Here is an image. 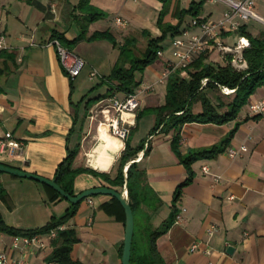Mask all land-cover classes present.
I'll list each match as a JSON object with an SVG mask.
<instances>
[{
    "label": "crops",
    "instance_id": "1",
    "mask_svg": "<svg viewBox=\"0 0 264 264\" xmlns=\"http://www.w3.org/2000/svg\"><path fill=\"white\" fill-rule=\"evenodd\" d=\"M181 1L169 0L164 19L176 21L174 7L189 2ZM76 2L0 0L5 39V47L0 48V132L10 129L22 141L16 157L0 156V160L48 177L53 176L55 165L67 147L76 146L72 164L114 172L124 146V138L112 133L106 122L99 121L96 115L101 112L89 116L88 106L94 101L86 107L84 104L86 97L106 89V83L96 81L100 75L109 73L118 54L117 45L105 37L77 39L71 50L81 58L82 64L69 78L61 68L54 45L49 42L53 31H60L66 38L77 33V19L85 11L75 6ZM88 3L103 14L87 21L86 33L108 27L118 41L125 33L141 27L148 28L152 34L160 33L157 16L162 0H88ZM224 8L225 3L220 0H204L197 16L219 18ZM255 9L264 17L259 11H264V0H256ZM116 14L127 19L125 25L114 22ZM192 16L185 14L181 26ZM251 20L257 23L255 30L249 26ZM243 22L253 33L258 31L257 27L264 29V20L250 18ZM226 32L230 36L236 31ZM171 36L167 34L161 40L162 53L156 59L135 71L140 82L157 84L163 62L171 55ZM242 62L246 64L243 59ZM91 67L96 69L97 78L89 81L87 71ZM165 80L156 90L139 94L136 110L164 102ZM115 93L125 94L122 90ZM259 97H264V83L249 95L236 117L223 122L190 120L180 125L177 148L185 153L194 147L218 143L237 121L221 150L191 162L192 178L182 186L176 201L179 215L155 237L159 260L148 264H264V111L255 116L246 112L247 103ZM193 109H200V103ZM145 112L151 115V122L143 124ZM145 112L130 124L127 134L131 145L141 140L144 144L123 169L131 160L145 168L148 182L160 198L150 216L151 223L157 225L168 214L176 184L188 171L172 147L173 128L150 132L156 112ZM147 143L149 146L144 152ZM240 143H245L247 149L230 156L227 147ZM203 164L208 170L202 169ZM4 172H0L4 188L0 196V217L7 224L34 227L47 221L51 214H59L69 204L65 197L49 199L41 181ZM99 184H104L99 175L80 170L73 177L72 188L76 192ZM123 189L127 191L125 183ZM89 196L91 203L83 196L74 212L61 223L73 227L77 236L69 254L81 264H121L124 221L111 203V194L99 192ZM210 223L215 226L208 231ZM11 234L0 231V249L7 254L22 255L27 264H59L45 259L52 247L50 238L42 235L43 244L38 246L13 247ZM138 239L136 237L137 252ZM193 242H197V247L191 249ZM206 247L209 251L204 250Z\"/></svg>",
    "mask_w": 264,
    "mask_h": 264
},
{
    "label": "trees",
    "instance_id": "2",
    "mask_svg": "<svg viewBox=\"0 0 264 264\" xmlns=\"http://www.w3.org/2000/svg\"><path fill=\"white\" fill-rule=\"evenodd\" d=\"M203 1L189 0L187 5H176L173 9L176 21L172 22L164 19L169 0H162L163 4L157 16V25L160 28V33L152 34L148 28L141 27L139 32L145 36L146 42L143 48L137 52L138 37L135 33H125L120 41L116 39L115 34L108 27L93 29L86 33L87 21L102 15L103 12L99 9L92 8L88 0H77L75 6L85 11L84 15L77 19V33L71 38H66L60 31H53L50 37H56L60 43L70 49L72 43L79 38L89 39L97 37L108 38L112 44L118 47L117 57L109 73L100 75L99 80L96 81L97 84L106 83V89L100 93L86 97L84 101L85 107L97 98L110 95L117 90H122L125 93L133 91L140 83V80L135 77V71L144 69L148 63L157 58V49L162 46L161 40L167 34H174L182 29L183 26H181V23L185 14L188 13L197 16L201 12ZM197 17L200 20L206 19L204 16ZM187 24L188 22L185 23V25ZM235 31L238 34L246 35L249 40L248 44L241 48L242 58L246 61L244 66L236 67L231 62V52H227L224 62L212 61L207 58L206 48L195 55L185 66L175 67L168 72L165 80L166 91L163 103L136 110L135 121L138 120L143 112L155 110L156 120L150 132L158 128L164 130L173 128L171 138L172 147L176 150L180 160L185 164L188 171L185 178L176 184L170 210L159 224L153 226L150 221L151 212L159 204L160 198L149 184L145 168L140 166L136 160H131L127 164L126 169H123L124 164L133 158L143 146L144 140H141L135 145H131L126 135L124 138V146L120 152L114 172L95 170L85 165L72 164L76 146L67 147L65 154L55 165L52 178L69 194L75 193L72 188V181L75 173L80 170H86L99 175L103 179L104 184L113 186L116 189L122 190V186L125 183L128 201L133 211L134 226L137 212L139 214H145L142 217H145L146 221L142 224L149 226V243L145 248L140 246L139 252L135 249L136 238L134 237L133 226L130 264H148L153 260H159L155 247V237L168 228L178 212L176 201L181 193L182 186L189 182L193 175L191 162L200 156H213L221 150L235 129L237 121L218 143L194 147L185 153H180L177 148V143L180 138V125L190 120L223 122L232 119L236 117L241 106L249 99V95L255 88L264 83V29H258L257 32L253 33L247 28L246 23L242 22ZM62 70L65 72L63 68ZM68 77L71 78L70 76ZM223 87H227V90L230 91H223ZM218 91L229 93L230 98L223 100ZM196 101L200 103V109L198 110L193 109V104ZM255 115L252 114V116ZM148 146L149 143H147L144 152ZM0 161L9 164L5 161ZM11 174L17 175L14 173ZM41 183L47 189L49 199L57 196L63 197L52 186L44 182ZM3 194L4 188L0 183V196H3ZM81 198L75 202L69 201V204L59 214H51L47 221L34 227H15L5 223L0 217V231L9 233H32L44 232L54 227L55 233L50 237L52 247L46 254L45 259L56 261L59 264H81L79 260L72 258L69 254L71 243L77 238L74 228L64 225L58 226L74 212ZM111 199V203L115 205L118 214L125 221V212L122 203L114 195H111Z\"/></svg>",
    "mask_w": 264,
    "mask_h": 264
},
{
    "label": "built area",
    "instance_id": "3",
    "mask_svg": "<svg viewBox=\"0 0 264 264\" xmlns=\"http://www.w3.org/2000/svg\"><path fill=\"white\" fill-rule=\"evenodd\" d=\"M225 3V8L222 11V15L215 19H198L197 16H192L188 24L183 26L180 31L172 34L170 38L171 55L165 60L166 66L162 68L159 74L160 79H166L168 72L178 66H185L195 55L200 51L206 49L207 41L211 38L218 39V34L222 30H236L239 25L247 19L253 18L258 20H264L255 9L256 0H220ZM114 22L118 25H125L127 19L120 14L114 16ZM195 27V28H194ZM248 37L244 34H239L235 40L234 46L241 49L244 45L248 44ZM51 42L55 47V53L61 67L65 70V73L73 77L82 64L81 58L76 55L70 48L60 43L56 37H50ZM224 48L230 49L229 44L223 43ZM5 47L4 31L1 24L0 15V48ZM162 53V48L157 49V54ZM235 58V57H232ZM242 60V55L238 56ZM244 60V59H243ZM96 69L91 67L87 71V76L92 77L96 74ZM152 83L140 82L138 87L131 92H127L122 96L117 95L115 92L97 98L94 101L93 106L89 109V116L94 117L97 112H101L103 118H100V122H106L112 133L125 138L128 134L130 124L135 121L136 108L139 104V94L142 88L148 87ZM264 111V97H259L255 100H251L247 103L246 112L250 115ZM22 141L13 134L10 129H4L0 132V156L6 158L16 157L21 149ZM247 149L245 143H240L236 146H228L227 153L230 156H234ZM203 170H208L206 164L202 165ZM124 193L127 191L122 190ZM229 196H233L230 194ZM88 203H91V198L86 195ZM178 212L176 216H178ZM58 226H62L59 224ZM214 223H210L207 227L208 231L214 228ZM54 227L47 229L44 232H32V233H12L10 238V244L13 247L26 246L29 244L42 245L44 235L50 238L54 235ZM197 247V242H193L190 245L191 249ZM205 251H209V248H204ZM0 264H27L25 258L22 255L12 256L7 254L4 250L0 249Z\"/></svg>",
    "mask_w": 264,
    "mask_h": 264
},
{
    "label": "rangeland",
    "instance_id": "4",
    "mask_svg": "<svg viewBox=\"0 0 264 264\" xmlns=\"http://www.w3.org/2000/svg\"><path fill=\"white\" fill-rule=\"evenodd\" d=\"M187 0H182L181 2L182 3H185ZM208 5V3L206 4V6ZM259 11L261 13L264 14V11L263 10H260ZM168 16V14H167ZM171 17V16H169ZM172 19H174V17H171ZM99 21V20H97ZM257 23L253 22L252 20L249 21V26L251 28L255 27ZM248 26L247 24V28L250 29V27ZM264 27V25H263ZM258 29H261L260 27H257ZM255 30V28H253ZM227 30H222L219 34H218V39L219 40H214V39H209L206 43H207V58L212 60V61H217V62H224L226 60V56H227V52H231L232 54V57H235V58H231V62L236 66V67H242L244 66L245 64H242V60H240L238 58V56L241 54V49L239 48H236L234 46V43H235V36L238 34L237 32H233L232 35L228 36L226 35ZM132 33H135L138 37V41H137V45H138V48H137V52H139L140 49L143 48V46L145 45V42H146V38L145 36H143L139 30H136ZM224 36V38H222ZM225 43V44H229L231 46L230 49H227V48H224L222 46V44ZM171 50V49H170ZM167 62L166 60H164L163 62V67L164 68L166 66ZM161 68V70H162ZM161 70H160V73H161ZM159 73V74H160ZM97 78V75H93L92 77L88 78L87 80L89 81H92L94 79ZM164 78L163 79H160L159 76L157 77L156 79V82L157 84H154V82H152V84H150L148 87H145V88H142V91H140V93H143V92H146L148 90H156L159 86L158 84H161L164 82ZM143 83H147V82H143ZM138 86H141V85H137L136 87ZM223 91H227L226 89L223 88ZM223 91H218L220 96L222 97L223 100H227L230 98V94L229 93H225ZM116 92V91H115ZM73 95L75 96L76 95V92L73 93ZM213 98V97H212ZM214 99V98H213ZM198 104L199 102L196 101L193 106H195V104ZM94 102H92L89 106H88V114L90 112V108L93 106ZM96 116H99L100 118H103L102 114L100 113H97ZM151 122V115L148 114L147 112L144 113L143 117H142V123H149ZM133 135V131L130 133V136L132 137ZM4 172V171H3ZM4 173H9L7 171H5ZM145 215V214H144ZM143 214H139L138 212L136 213L135 215V226H134V237H139L138 241H139V244L141 247L145 248L147 247L148 243H149V226H147L146 224H142L144 223L145 220V217H142L144 216ZM151 220V219H150ZM153 225V224H152ZM155 226V225H153ZM134 238V239H135Z\"/></svg>",
    "mask_w": 264,
    "mask_h": 264
},
{
    "label": "water",
    "instance_id": "5",
    "mask_svg": "<svg viewBox=\"0 0 264 264\" xmlns=\"http://www.w3.org/2000/svg\"><path fill=\"white\" fill-rule=\"evenodd\" d=\"M0 170L7 171L10 173H14L20 176H27L38 181L44 182L54 189H56L63 197H65L70 202H75L80 197L86 196L88 194L93 193H109L111 195L116 196L124 207L125 212V221H124V235H123V245H122V252H121V264H130V254H131V241H132V233H133V226H134V217L132 207L130 202L128 201L127 193H124L120 189H116L113 186L106 185V184H99V185H91L88 187H84L73 194H69L67 191L63 190L59 186V184L52 178L45 175H41L39 173L23 169L21 167L9 165L0 161ZM230 248V245H227V249Z\"/></svg>",
    "mask_w": 264,
    "mask_h": 264
},
{
    "label": "bare ground",
    "instance_id": "6",
    "mask_svg": "<svg viewBox=\"0 0 264 264\" xmlns=\"http://www.w3.org/2000/svg\"><path fill=\"white\" fill-rule=\"evenodd\" d=\"M224 89H226L227 90V87H223ZM97 118V117H96ZM93 119V118H92ZM96 120V119H95ZM126 189H124V191H125Z\"/></svg>",
    "mask_w": 264,
    "mask_h": 264
}]
</instances>
